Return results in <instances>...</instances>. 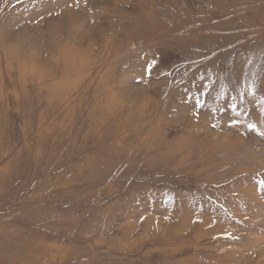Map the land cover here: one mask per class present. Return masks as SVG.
<instances>
[{"label":"rangeland","instance_id":"rangeland-1","mask_svg":"<svg viewBox=\"0 0 264 264\" xmlns=\"http://www.w3.org/2000/svg\"><path fill=\"white\" fill-rule=\"evenodd\" d=\"M0 264H264V0H0Z\"/></svg>","mask_w":264,"mask_h":264},{"label":"bare ground","instance_id":"bare-ground-1","mask_svg":"<svg viewBox=\"0 0 264 264\" xmlns=\"http://www.w3.org/2000/svg\"><path fill=\"white\" fill-rule=\"evenodd\" d=\"M89 47H90V46H89ZM85 48H86V47H85ZM67 49H68V48H67ZM91 49H92V48H91ZM91 49H90V50H91ZM68 50H69V49H68ZM69 51H71V50H69ZM86 51H88V50H86ZM60 53H62V52H60ZM64 54H65V53H64ZM64 54H63V55H64ZM68 54H69V52H68ZM59 55H60V54H59ZM66 56H67V55H66ZM70 56H71V55H70ZM61 57H62V56H61ZM79 57H80V56H79ZM83 57H84V56H83ZM64 58H65V57H64ZM77 59H78V58H77ZM66 64H67V62H66ZM81 65H82V64H81ZM66 68H67V67H66ZM66 68H65V69H66ZM66 70H67V69H66Z\"/></svg>","mask_w":264,"mask_h":264}]
</instances>
